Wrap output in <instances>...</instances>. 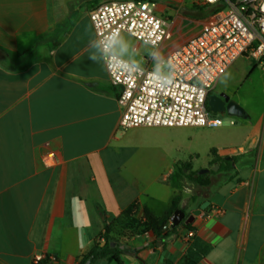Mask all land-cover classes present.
<instances>
[{
  "label": "crops",
  "instance_id": "0c3cea01",
  "mask_svg": "<svg viewBox=\"0 0 264 264\" xmlns=\"http://www.w3.org/2000/svg\"><path fill=\"white\" fill-rule=\"evenodd\" d=\"M109 1L0 0V264H33L41 253L77 264L130 204L162 216L182 190L179 167L197 171L199 154H187L179 127L121 129V87L91 21ZM142 1L156 3L172 39L152 48L124 33L114 52L151 69L216 11L202 0ZM257 66L239 57L210 93L229 95L245 112L234 116L240 139L209 146L200 166L239 157L235 169L211 177L190 202L181 193L187 216L205 201L209 208L162 244L152 232L133 238L122 246L123 264H264V113L254 121L247 110L264 95Z\"/></svg>",
  "mask_w": 264,
  "mask_h": 264
},
{
  "label": "built area",
  "instance_id": "2783aa9c",
  "mask_svg": "<svg viewBox=\"0 0 264 264\" xmlns=\"http://www.w3.org/2000/svg\"><path fill=\"white\" fill-rule=\"evenodd\" d=\"M202 1L216 6V11L202 24L199 34L172 49L160 62L162 72L136 65L114 52L124 33L152 48L172 39L168 21L156 15V3L113 0L91 13L110 80L121 87V129L220 127L223 121L207 104L218 79L243 55L264 69V0ZM194 234L189 231V237ZM59 263L52 253L33 259V264Z\"/></svg>",
  "mask_w": 264,
  "mask_h": 264
},
{
  "label": "trees",
  "instance_id": "16d2710c",
  "mask_svg": "<svg viewBox=\"0 0 264 264\" xmlns=\"http://www.w3.org/2000/svg\"><path fill=\"white\" fill-rule=\"evenodd\" d=\"M238 159L239 157H216L212 167L219 165V170L215 172L210 169L204 174L192 171L189 165L179 167L177 180L186 179L196 183L200 188H206L211 183L210 174L232 172ZM181 199V193L175 195L169 208L162 216H155L147 208L141 210L140 202L134 201L118 217L106 224L105 231L98 237L93 247L81 257L79 263L97 264L99 261L105 260L108 264H123L121 256L125 250L122 249V246L133 238L148 232L154 234L157 245L162 244L171 236L175 228L171 226V217L174 211L180 208ZM192 226V224L185 225L187 229H191Z\"/></svg>",
  "mask_w": 264,
  "mask_h": 264
},
{
  "label": "rangeland",
  "instance_id": "374dc122",
  "mask_svg": "<svg viewBox=\"0 0 264 264\" xmlns=\"http://www.w3.org/2000/svg\"><path fill=\"white\" fill-rule=\"evenodd\" d=\"M257 67L262 69L260 65H258ZM155 70L162 72L164 71V68L155 69ZM253 98H254V105L252 106V108L247 107V110H249L250 112L251 119L255 121L259 118V116L262 113H264V95L259 92L256 93ZM215 115L223 121L222 126L215 128L180 127V129L177 130L178 133L180 134V137L184 136L186 139L187 154L189 153V150H191V152L199 154L198 158L193 157L195 158L194 166L197 171H200L201 168L200 166L205 164L207 160V156H208L207 150L209 146H213L219 143L223 144L222 142L230 141V138L238 139V140L240 139L239 136L238 138H235L236 136L232 135L234 129L238 128L241 124V120L239 118L234 117L228 113H218ZM231 121L233 122V124H231ZM221 174H223L222 177H226L227 176L226 174H228V172H221ZM210 175L211 177H214L213 174ZM181 182L183 183L182 190H178L177 193L178 192L184 193V195L188 197L187 202H190L192 198H194L197 194H199L202 191V189L194 182H191L186 179L181 180Z\"/></svg>",
  "mask_w": 264,
  "mask_h": 264
},
{
  "label": "water",
  "instance_id": "95a60500",
  "mask_svg": "<svg viewBox=\"0 0 264 264\" xmlns=\"http://www.w3.org/2000/svg\"><path fill=\"white\" fill-rule=\"evenodd\" d=\"M207 104L209 110L215 114L228 113L233 116L241 117L245 112L243 107H241L238 103L232 100L229 95L225 93L210 95ZM212 170L215 172L218 171L219 165L214 166ZM208 171L209 169H202L199 171V174H204ZM209 205V201L203 202L198 209L193 210L188 216L182 209H177L176 211H174L171 217V226L177 227L182 223L184 225L192 224L195 219L209 207Z\"/></svg>",
  "mask_w": 264,
  "mask_h": 264
},
{
  "label": "clouds",
  "instance_id": "9594fccd",
  "mask_svg": "<svg viewBox=\"0 0 264 264\" xmlns=\"http://www.w3.org/2000/svg\"><path fill=\"white\" fill-rule=\"evenodd\" d=\"M91 59H93V60H94V59H95V57L93 56V57H91Z\"/></svg>",
  "mask_w": 264,
  "mask_h": 264
}]
</instances>
